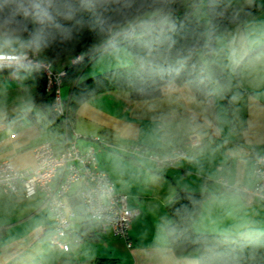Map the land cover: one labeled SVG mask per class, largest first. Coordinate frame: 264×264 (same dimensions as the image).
Listing matches in <instances>:
<instances>
[{
  "label": "crops",
  "instance_id": "0c3cea01",
  "mask_svg": "<svg viewBox=\"0 0 264 264\" xmlns=\"http://www.w3.org/2000/svg\"><path fill=\"white\" fill-rule=\"evenodd\" d=\"M251 2L261 7L258 13L217 34L230 36L264 26V0H226L225 5L238 8ZM128 50L131 54L125 55L126 65L133 62V53ZM94 60L80 73L78 81L83 84L73 94L64 84L63 98L70 100L81 149L98 146L92 137L118 147L99 150L96 160L99 168L108 172L115 190L128 196V206L139 209L130 226L132 245L127 247L123 239L115 237L110 226L76 213L82 219L71 222L65 238L70 248L63 251L49 242L53 218L42 192L29 197L22 192L0 193V264H191L198 261L197 256L176 254L167 235L172 223L167 206L181 189L207 193L200 212L192 219L196 233L264 234V202L233 188L215 190L212 179L215 174L232 172L240 179L235 187H253V158L264 153V80L233 76L231 87L221 98L198 97V104L189 103L186 93L165 97L161 90L155 97L135 99L124 90L94 93L93 77L126 66L101 65L88 73ZM61 63L55 62L54 69L67 67ZM36 92L37 75L31 68L0 72V160H9L18 170L35 167L33 149L40 143L52 141L56 149L64 144L62 126L50 109V97L45 91L44 101H37ZM192 116L199 124L207 122V134L176 165L158 166L122 151L133 145L157 153L171 151L161 141L162 125L169 126L172 147L184 145L189 139L184 125ZM78 188L75 184L70 195Z\"/></svg>",
  "mask_w": 264,
  "mask_h": 264
},
{
  "label": "clouds",
  "instance_id": "9594fccd",
  "mask_svg": "<svg viewBox=\"0 0 264 264\" xmlns=\"http://www.w3.org/2000/svg\"><path fill=\"white\" fill-rule=\"evenodd\" d=\"M174 0H0V70L31 67L30 56H36L50 48L57 39L70 41L74 33L86 26V14L97 16L100 10L116 5L117 18L109 20L106 26L88 23L91 30L101 36V42L112 45L113 51L120 49L113 45L112 37L117 30H131L145 41L149 52L155 51L164 61L155 65L152 59L141 62L140 67L154 72L159 81L161 93L172 97L186 93L189 103L198 104V97L221 98L231 87V78L237 75L264 80V26L238 31L233 35L202 34L201 41L192 47H185L173 53L175 41L170 34V13ZM189 76L181 79V74ZM15 121H13V124ZM189 138L203 139L207 134V122L197 123L192 116L185 122ZM168 125L160 128L161 141L171 147L150 158L152 164H162L183 158L179 149L172 147L168 139ZM253 174H250V177ZM215 190L230 191L239 184L238 175L232 172L215 174ZM88 200L103 202L107 192H84ZM81 217L72 214L73 223ZM74 243V241H70ZM166 259V258H165ZM191 264H201L192 261ZM208 264H229L226 260L209 261Z\"/></svg>",
  "mask_w": 264,
  "mask_h": 264
},
{
  "label": "trees",
  "instance_id": "16d2710c",
  "mask_svg": "<svg viewBox=\"0 0 264 264\" xmlns=\"http://www.w3.org/2000/svg\"><path fill=\"white\" fill-rule=\"evenodd\" d=\"M199 1L174 0L171 3L168 11L170 34L175 41L173 53L185 47L195 46L201 41L202 34L206 32L217 34L226 31L230 26L242 23L261 10L256 2L233 8L225 5L226 0H206L208 22L205 23L193 14V9ZM116 8V5H110L107 10H100L95 17L86 14L84 17L86 26L76 31L72 40L61 42L57 39L50 48L39 54L40 57L51 60L53 63L80 55L77 62L66 67L67 73L63 79V85H68L72 94L83 84L78 81L83 68L93 59L113 48L112 45L101 42V36L98 34L99 27L93 31L87 24L106 26L109 20L117 18ZM112 42L115 47L126 45L133 53V62L93 77L91 81L96 85L93 86L92 91L99 93L106 90H124L135 99L159 95V81L154 72L142 69L140 64L146 59H152L155 65H163L165 61L155 51L150 53L145 41L138 39L131 30H117L112 37ZM21 68L23 67L3 68L0 72ZM30 68L37 75L35 99L44 101L47 97L45 77L39 68ZM188 76L189 73L184 72L181 74V79ZM167 208L172 218V223L167 228V235L176 254L180 256L195 254L201 264L219 260H226L229 264H264V234L247 237L196 233L192 225L195 214L185 200L177 198Z\"/></svg>",
  "mask_w": 264,
  "mask_h": 264
},
{
  "label": "built area",
  "instance_id": "2783aa9c",
  "mask_svg": "<svg viewBox=\"0 0 264 264\" xmlns=\"http://www.w3.org/2000/svg\"><path fill=\"white\" fill-rule=\"evenodd\" d=\"M79 59L80 55H76L70 61L75 63ZM30 63L31 67L39 68L45 77V91L50 97V109L62 126L64 144L61 149H56L53 142L47 140L34 147L36 165L33 168L18 170L9 160H0V193L18 195L22 192L24 196L29 197L42 192L44 205L53 218L49 242L63 251H68L70 245L65 238L71 230L69 217L72 214L76 215L75 210L69 205L68 198L71 196L72 187L79 184L76 194L81 199L85 216L110 226L112 234L123 239L127 247H131L130 226L139 209L128 206V196L115 190L108 172L99 168L96 160V153L99 150L118 147L100 137H92L98 146L90 145L81 149L77 145L80 135L74 128L70 100H65L62 96L66 68L54 69L53 62L40 55L30 56ZM201 142V139L196 140L193 137L184 145L175 148L183 153L182 159H185L188 150L199 146ZM122 151L132 157L148 160L159 154L141 145H133ZM182 159L156 165L174 166ZM253 175L255 180L253 187L237 186L233 189L246 197H256L264 202V153L254 156ZM54 181L57 182L56 185H53ZM84 192L94 194L107 192L109 196L103 202L95 199L90 201L82 195ZM74 240L77 241L78 238Z\"/></svg>",
  "mask_w": 264,
  "mask_h": 264
},
{
  "label": "rangeland",
  "instance_id": "374dc122",
  "mask_svg": "<svg viewBox=\"0 0 264 264\" xmlns=\"http://www.w3.org/2000/svg\"><path fill=\"white\" fill-rule=\"evenodd\" d=\"M193 14L195 16H197L200 20L204 21L205 23L208 22V12H207L206 0H200V2L198 4H196V6L193 9ZM116 48L120 49L119 53H116L113 51V49H110L109 51H106V52L102 53L101 55H99L98 57H96L95 60L93 61V63H91V65L88 66V73L92 72L93 69H96V68L100 67L101 65H104L103 67H105V66L110 67L112 65L117 67V66L129 64V63H125V62H127L125 59V55L130 53L128 48H126L125 46H122V45L117 46ZM57 62L58 63L62 62L61 63L62 66H68L71 64V61L68 58L58 60ZM118 64H120V65H118ZM59 67H61V65ZM110 68H113V67H110ZM85 69H87V65L83 68V70L81 72H83ZM63 86H62V96H63Z\"/></svg>",
  "mask_w": 264,
  "mask_h": 264
},
{
  "label": "water",
  "instance_id": "95a60500",
  "mask_svg": "<svg viewBox=\"0 0 264 264\" xmlns=\"http://www.w3.org/2000/svg\"><path fill=\"white\" fill-rule=\"evenodd\" d=\"M207 197V193L198 191H188L187 189H181L174 197V199L182 198L185 200L193 210L194 214H198L201 210V204ZM68 202L71 208L75 210L78 215H85L84 209L81 205V199L78 194L71 195L68 198Z\"/></svg>",
  "mask_w": 264,
  "mask_h": 264
}]
</instances>
